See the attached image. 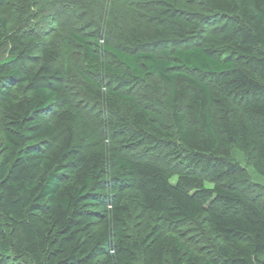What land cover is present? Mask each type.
Returning <instances> with one entry per match:
<instances>
[{"label": "trees", "instance_id": "16d2710c", "mask_svg": "<svg viewBox=\"0 0 264 264\" xmlns=\"http://www.w3.org/2000/svg\"><path fill=\"white\" fill-rule=\"evenodd\" d=\"M59 1L89 29L68 31L63 66L43 33L0 13V264H264V198L233 158L264 177V0ZM67 82L120 145L87 125ZM146 82L171 123L131 92ZM134 146L153 156L123 152ZM200 220L221 240L214 255L164 232Z\"/></svg>", "mask_w": 264, "mask_h": 264}, {"label": "rangeland", "instance_id": "374dc122", "mask_svg": "<svg viewBox=\"0 0 264 264\" xmlns=\"http://www.w3.org/2000/svg\"><path fill=\"white\" fill-rule=\"evenodd\" d=\"M118 1L121 2L122 6L125 4L124 1L134 2V0H103L102 7L106 11L115 10V7L120 5V3H117ZM186 1L198 10L201 9V0ZM67 7V5L61 4L59 0H3L0 2V13L6 14L12 21H20L27 29L37 30L43 33L50 43L60 51L61 59L57 64L63 66L68 31L76 27H80L81 29H84V31H89V29L86 28V21L88 20H83L82 18L74 19L73 15L71 16L70 11L67 10ZM125 9L129 11L127 7H125ZM61 11H64V13ZM223 23V20L218 19L210 25L203 24V27H206L207 31H212V29L220 27ZM194 42H196V40ZM166 47L169 49L171 45H167ZM166 47H154L153 49L160 52ZM38 55L39 52H36L35 57L28 61L29 67H34L35 69L39 67L40 62ZM6 56V50L0 51V60ZM73 59L76 60L77 55H74ZM106 84L108 83L106 82ZM66 86L68 91L72 93L73 101L82 112L87 125H89L94 132L100 138L104 139L110 146L120 145L121 143L119 142L125 136L122 132L107 124V121L109 122L110 119L108 113L99 106L89 102L83 94L80 93L81 86H79V84L67 82ZM14 87L15 86L12 87V91L15 94H19L20 90L14 89ZM131 92L139 99L145 108L161 114L168 123H171V117L165 109L161 97L154 90V86L151 82L139 84L131 89ZM52 113L53 112L44 115L43 119L51 121ZM3 118V113L0 110V148L3 142ZM63 135L64 130L57 134L54 140V145H57L61 141ZM123 152L141 156L146 155V157L147 155L150 157L153 156L152 154H147L143 146L126 148L123 149ZM155 157L160 160L164 158L163 153H157L155 154ZM233 158L242 166L250 180L257 184V189L259 190L258 193L250 195L249 197H253L254 199L264 198V177L255 172L253 167L249 164L246 155L242 151L235 149L233 152ZM165 162L172 167L177 166L175 167L177 169L182 167V165H178L176 161L169 157L165 159ZM201 174L203 175V172H201ZM203 176L206 177V185L211 187L213 183L209 179H211L212 176ZM139 222H144L145 226L148 224L153 225L155 224V219L150 215H146L140 219ZM164 232L180 236L187 242L191 249H194L196 253L203 257L214 255L218 246L221 244V240L212 234L204 220H200L199 222L168 225L165 227ZM18 261L24 263L27 262L26 259H18Z\"/></svg>", "mask_w": 264, "mask_h": 264}]
</instances>
